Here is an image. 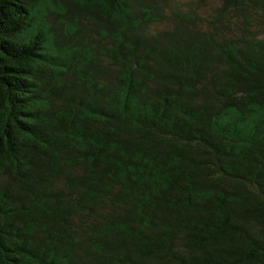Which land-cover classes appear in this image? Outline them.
<instances>
[{
  "label": "trees",
  "instance_id": "16d2710c",
  "mask_svg": "<svg viewBox=\"0 0 264 264\" xmlns=\"http://www.w3.org/2000/svg\"><path fill=\"white\" fill-rule=\"evenodd\" d=\"M175 1L0 0V264H264V0Z\"/></svg>",
  "mask_w": 264,
  "mask_h": 264
},
{
  "label": "rangeland",
  "instance_id": "374dc122",
  "mask_svg": "<svg viewBox=\"0 0 264 264\" xmlns=\"http://www.w3.org/2000/svg\"><path fill=\"white\" fill-rule=\"evenodd\" d=\"M190 1H194V0H176L175 3L172 4V7L179 6L181 9L182 8H185L186 9L187 8V5L190 3ZM209 4L215 5L216 2H210ZM170 11H171V9H170ZM164 26H166L165 23H159V24H156L154 26V29H159V28L161 29V28H164Z\"/></svg>",
  "mask_w": 264,
  "mask_h": 264
}]
</instances>
